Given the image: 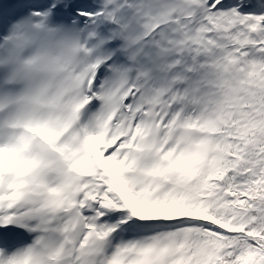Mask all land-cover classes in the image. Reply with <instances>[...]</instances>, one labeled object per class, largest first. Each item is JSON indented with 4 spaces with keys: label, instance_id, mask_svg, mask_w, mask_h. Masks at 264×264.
<instances>
[{
    "label": "snow or ice",
    "instance_id": "6c2138e0",
    "mask_svg": "<svg viewBox=\"0 0 264 264\" xmlns=\"http://www.w3.org/2000/svg\"><path fill=\"white\" fill-rule=\"evenodd\" d=\"M78 58L0 80V264H264V0H0V37Z\"/></svg>",
    "mask_w": 264,
    "mask_h": 264
},
{
    "label": "clouds",
    "instance_id": "9594fccd",
    "mask_svg": "<svg viewBox=\"0 0 264 264\" xmlns=\"http://www.w3.org/2000/svg\"><path fill=\"white\" fill-rule=\"evenodd\" d=\"M76 48V37L68 30L30 22L10 26L0 37V80H12L21 92L33 89L42 80L60 76V67L74 63Z\"/></svg>",
    "mask_w": 264,
    "mask_h": 264
}]
</instances>
